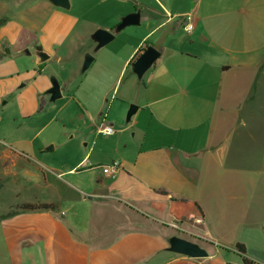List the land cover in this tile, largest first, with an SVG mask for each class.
I'll use <instances>...</instances> for the list:
<instances>
[{"label":"crops","instance_id":"1","mask_svg":"<svg viewBox=\"0 0 264 264\" xmlns=\"http://www.w3.org/2000/svg\"><path fill=\"white\" fill-rule=\"evenodd\" d=\"M118 1L132 7L103 20L75 18L53 6L38 31L47 48H33L51 58V44L63 43L81 20L96 47L93 62H104L95 30L114 32L125 16L140 12L138 26L114 32L124 37L122 46L106 57L115 69L114 90L121 92L127 76L123 103L138 110L127 126L100 113L84 127L99 136L97 128L109 124L119 140L132 131L131 155L113 151L106 158L96 151L101 140L88 134L86 155L75 163L54 167L34 158L44 173L28 174L33 200L17 203L57 209L21 212L11 208L14 202L7 205L0 214L7 258L15 264H227L220 249L238 255L240 243L247 258L264 264V0ZM10 25L2 36L12 43L21 31L33 32ZM146 44L161 56L139 79L132 64ZM24 158L30 157L4 148L0 175L9 176L10 166ZM113 162L120 171L104 177L101 167ZM174 199L198 204L203 216L171 213ZM184 219L201 223L187 239L172 227ZM173 236L213 252L203 259L172 253Z\"/></svg>","mask_w":264,"mask_h":264},{"label":"rangeland","instance_id":"2","mask_svg":"<svg viewBox=\"0 0 264 264\" xmlns=\"http://www.w3.org/2000/svg\"><path fill=\"white\" fill-rule=\"evenodd\" d=\"M124 4L118 0H70L69 10H59L75 18L83 16L103 20L107 15L118 13L121 6L132 7L130 3ZM52 10L53 6L48 0H0V20L6 21L5 25L0 26V55H3L0 59V151L10 146L30 157L10 166L12 173L9 176L0 175V214L12 202L33 200L28 174L44 173L32 161L34 158L54 167L75 163L86 155L88 134L101 140L96 151L103 153L106 158H111L110 153L113 151L131 155L129 144L132 131L126 132L119 140V132L106 137L95 135L94 129L84 128L100 113L102 117L110 119V123L116 120L122 121L125 126L131 124L126 121V116L129 108L135 104L123 103L122 99V91L128 90L127 76L123 79L121 92L117 93L114 90L115 69L107 64L106 59L119 53L124 37L119 35L100 49L104 62L97 59L87 70H83L85 55L93 57L92 52L96 47H92L94 41L86 38L90 28L80 20L63 43L51 44V58L38 67L33 47L47 48L40 40L38 31L41 33ZM10 24L26 30L29 28L33 32L21 31L18 39L12 43L11 37L2 36V29ZM132 28L135 27L130 26L125 30ZM84 39L89 42H84ZM53 82L59 84L62 94L54 102L50 101L48 93ZM107 91L108 98L104 96ZM114 99L115 103L112 104ZM115 128L120 131L119 127ZM92 145L90 141L88 148ZM95 157L96 154L91 159ZM184 222L183 225L179 224L180 228L172 227L177 229L173 230L176 235L187 239V232H198L197 227L201 223L186 219ZM199 246L208 253L213 252L208 245ZM220 254L228 263L242 264L241 258L231 251L220 249ZM0 264H15L7 258L1 241Z\"/></svg>","mask_w":264,"mask_h":264},{"label":"water","instance_id":"3","mask_svg":"<svg viewBox=\"0 0 264 264\" xmlns=\"http://www.w3.org/2000/svg\"><path fill=\"white\" fill-rule=\"evenodd\" d=\"M48 2L56 8H60L63 10L70 9V0H48ZM140 20V12H133L125 16L121 20V22L116 26L114 32H120L121 30L129 26H138L140 24ZM114 32L105 29H97L92 36V38L97 43V48L104 47L110 42H112L115 38ZM34 55L36 57V64L38 65L45 63L50 58V55L41 49H36L34 51ZM160 56L161 54L159 51H157L151 45L148 46L132 64V70L137 76V78L141 79L145 72L149 70L159 60ZM92 62L93 57L91 55H85L83 70H87ZM48 93L50 95V101L52 102L62 97L61 88L57 82H53L52 87L48 91ZM137 110L138 107L135 105H132L129 108L126 116L127 122H129V120L136 113ZM168 250L172 253L186 256L192 259H203L209 256L206 249L202 248L197 243L188 241L177 236H173L169 239Z\"/></svg>","mask_w":264,"mask_h":264},{"label":"trees","instance_id":"4","mask_svg":"<svg viewBox=\"0 0 264 264\" xmlns=\"http://www.w3.org/2000/svg\"><path fill=\"white\" fill-rule=\"evenodd\" d=\"M133 2V0H128ZM134 3V2H133ZM137 8V6H135ZM5 20H0V26L5 25ZM148 47V44H146V48ZM40 49V48H37ZM3 57V55H0V59ZM174 203H176L177 207L176 210L172 209L171 213L178 212L179 215H189L190 213H195L197 216L202 217L203 214L201 212L200 207L196 203L188 202L187 200H173ZM12 209L16 211L21 212H54L57 209V206L55 204H49V203H15L11 206ZM236 252L238 255L242 258V264H256L254 261L250 260L246 257V248L243 244L237 243L234 246ZM231 264V263H227Z\"/></svg>","mask_w":264,"mask_h":264},{"label":"built area","instance_id":"5","mask_svg":"<svg viewBox=\"0 0 264 264\" xmlns=\"http://www.w3.org/2000/svg\"><path fill=\"white\" fill-rule=\"evenodd\" d=\"M193 30L192 25L186 26V32L190 34ZM97 133L103 136H110L115 133V129L109 124H102L97 128ZM101 171L104 177L111 178L120 171V165L118 162H113L110 165L102 166Z\"/></svg>","mask_w":264,"mask_h":264}]
</instances>
